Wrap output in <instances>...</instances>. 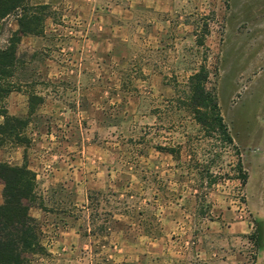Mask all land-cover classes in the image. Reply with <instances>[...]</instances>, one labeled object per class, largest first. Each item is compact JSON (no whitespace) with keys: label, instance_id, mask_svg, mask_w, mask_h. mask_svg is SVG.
<instances>
[{"label":"rangeland","instance_id":"374dc122","mask_svg":"<svg viewBox=\"0 0 264 264\" xmlns=\"http://www.w3.org/2000/svg\"><path fill=\"white\" fill-rule=\"evenodd\" d=\"M29 3L48 10L18 46L26 144L0 160L37 175L35 264H264V0ZM202 67L235 147L186 108Z\"/></svg>","mask_w":264,"mask_h":264},{"label":"trees","instance_id":"16d2710c","mask_svg":"<svg viewBox=\"0 0 264 264\" xmlns=\"http://www.w3.org/2000/svg\"><path fill=\"white\" fill-rule=\"evenodd\" d=\"M30 0H0V20L16 15L19 29L7 46L0 45V148L10 144H26L24 131L29 122L8 114L5 102L16 92V70L20 65L18 46L25 37H40L44 33L45 12L48 6H31ZM211 74L202 67L189 79L190 95L186 108L196 122L209 134H216L229 146L235 147L234 139L222 116L218 96L208 88ZM43 103L41 98H30V113L35 112L32 102ZM175 153L173 150L170 152ZM238 171L244 183L248 176L242 163ZM0 185L3 186V203L0 205V264H35L50 254L42 241L40 223L30 215L36 205L37 175L25 163L13 166L0 162ZM251 239L257 248L263 241L259 229ZM256 260V259H255ZM254 260V261H255Z\"/></svg>","mask_w":264,"mask_h":264},{"label":"crops","instance_id":"0c3cea01","mask_svg":"<svg viewBox=\"0 0 264 264\" xmlns=\"http://www.w3.org/2000/svg\"><path fill=\"white\" fill-rule=\"evenodd\" d=\"M161 1H163V0H147V3H149L148 7L153 8V5L155 2L160 3ZM45 5H47V4H45ZM16 95H20V94H17L14 92L7 99L8 103H9V105L7 106L8 114L12 117H19L20 115L24 116L27 113L26 105L24 104V102L21 104L19 102H17V99L15 98ZM1 155H2V153L0 152V159H1ZM0 162H1V160H0ZM9 164L13 165L12 163H9ZM13 166H22V164L13 165ZM1 188H2V186H1Z\"/></svg>","mask_w":264,"mask_h":264}]
</instances>
